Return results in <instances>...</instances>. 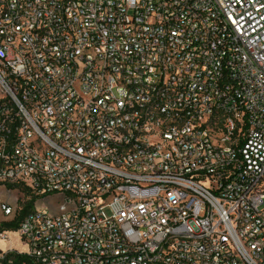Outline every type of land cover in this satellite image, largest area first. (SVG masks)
I'll list each match as a JSON object with an SVG mask.
<instances>
[{"label": "built area", "instance_id": "obj_1", "mask_svg": "<svg viewBox=\"0 0 264 264\" xmlns=\"http://www.w3.org/2000/svg\"><path fill=\"white\" fill-rule=\"evenodd\" d=\"M0 185V264H264V0H0Z\"/></svg>", "mask_w": 264, "mask_h": 264}, {"label": "rangeland", "instance_id": "obj_2", "mask_svg": "<svg viewBox=\"0 0 264 264\" xmlns=\"http://www.w3.org/2000/svg\"><path fill=\"white\" fill-rule=\"evenodd\" d=\"M23 195L24 194L20 191L19 188H13L9 191L6 185H0V201L9 203L15 210L19 205L20 197H22ZM62 202L63 198L61 196H51L40 199L36 203V206L38 208L48 207L53 214H56L59 212V205ZM14 214L15 213H13L12 215H5L4 212L0 209V220L9 221L13 219ZM8 245H16L19 247L22 246L16 234H12L9 241L2 243V246Z\"/></svg>", "mask_w": 264, "mask_h": 264}, {"label": "trees", "instance_id": "obj_3", "mask_svg": "<svg viewBox=\"0 0 264 264\" xmlns=\"http://www.w3.org/2000/svg\"><path fill=\"white\" fill-rule=\"evenodd\" d=\"M33 207V200H29V201H26V203L24 204L23 208L18 212V214L15 216V218L10 221L9 223H7V227L8 228H12V229H16L22 218L24 217V215L29 212ZM22 256H18V260L21 259ZM17 262V261H16Z\"/></svg>", "mask_w": 264, "mask_h": 264}]
</instances>
